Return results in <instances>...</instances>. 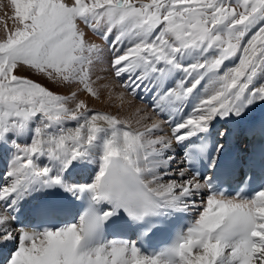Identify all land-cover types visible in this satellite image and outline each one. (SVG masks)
I'll return each instance as SVG.
<instances>
[{"label": "snow or ice", "instance_id": "6c2138e0", "mask_svg": "<svg viewBox=\"0 0 264 264\" xmlns=\"http://www.w3.org/2000/svg\"><path fill=\"white\" fill-rule=\"evenodd\" d=\"M9 4L0 264H264V0Z\"/></svg>", "mask_w": 264, "mask_h": 264}, {"label": "bare ground", "instance_id": "6f19581e", "mask_svg": "<svg viewBox=\"0 0 264 264\" xmlns=\"http://www.w3.org/2000/svg\"><path fill=\"white\" fill-rule=\"evenodd\" d=\"M0 5H1V0H0ZM11 9V8H9ZM11 11V10H10ZM91 34V33H90ZM89 34V38L91 39H96L92 34ZM99 83L101 84H106V83H111L113 85V88L111 89L112 92V97L109 99V89H105L102 91L101 99L100 100H92V102L89 103L90 106L92 107H98L99 109H102L106 112H112L114 114H119L122 118L123 117H131L134 109L136 108H147V105L145 106L144 104L137 102L133 97H131L124 89L119 88L116 86L115 81H113L112 78H107L105 80L100 81ZM120 92H125V98L123 101V108H120L121 101L118 99V93ZM85 99H88L87 97H84ZM144 103V102H143ZM263 105L258 106L255 109L254 116H256ZM149 112H151V109H148ZM157 119H159L157 117ZM134 123V122H133ZM135 126V123H134ZM170 131L169 129H166ZM8 157L4 154H0V172H2L6 166V161ZM30 205H26L25 208L23 209V215L24 219L27 218L28 214V208Z\"/></svg>", "mask_w": 264, "mask_h": 264}, {"label": "rangeland", "instance_id": "374dc122", "mask_svg": "<svg viewBox=\"0 0 264 264\" xmlns=\"http://www.w3.org/2000/svg\"><path fill=\"white\" fill-rule=\"evenodd\" d=\"M10 8V4H9V0H1V5H0V17H3L5 20H7V22H8V26L9 27H11V20L10 19H8L9 18V16L11 15V9H9ZM90 34V33H89ZM4 35V24L3 23H0V36H3ZM91 35V34H90ZM96 39H91L90 38V40H92L93 42H96V43H103L101 40H100V38L99 37H97V36H94ZM106 47V46H105ZM22 75H26V76H31L32 74L30 73V72H28V71H24V72H22L21 73ZM107 75V78H112L113 79V81H115V79H114V77L110 74V73H108V74H106ZM33 78H38V77H35V76H33ZM41 82L42 83H45V84H47V86H49V87H51L54 91H63V89H61V88H58V87H56L55 85H52V84H50L49 82H47L46 80H41ZM115 83H116V86L118 87L119 86V84H118V82L117 81H115ZM119 88V87H118ZM131 96V95H130ZM131 97H133V96H131ZM88 98V97H87ZM133 99H135L137 102H139L140 103V99H138V98H136V97H133ZM88 100H89V103L90 102H92L91 101V99H89L88 98ZM142 104H144L145 106L147 105L145 102L143 103V102H141ZM90 107H92V106H90ZM148 107V106H147ZM92 108H94V109H96V110H99V111H104V110H102V109H99L98 107H92ZM150 109V108H149ZM159 118V117H158ZM167 129V128H166ZM168 131V130H167Z\"/></svg>", "mask_w": 264, "mask_h": 264}]
</instances>
